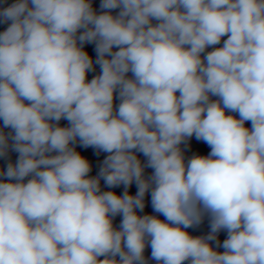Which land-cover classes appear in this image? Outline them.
<instances>
[{
	"label": "clouds",
	"instance_id": "9594fccd",
	"mask_svg": "<svg viewBox=\"0 0 264 264\" xmlns=\"http://www.w3.org/2000/svg\"><path fill=\"white\" fill-rule=\"evenodd\" d=\"M0 24V264H264V0H14Z\"/></svg>",
	"mask_w": 264,
	"mask_h": 264
}]
</instances>
